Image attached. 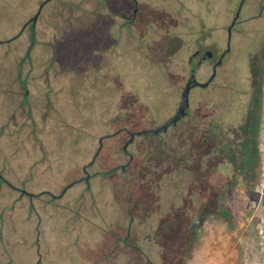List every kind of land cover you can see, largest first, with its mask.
<instances>
[{"label":"rangeland","instance_id":"1","mask_svg":"<svg viewBox=\"0 0 264 264\" xmlns=\"http://www.w3.org/2000/svg\"><path fill=\"white\" fill-rule=\"evenodd\" d=\"M41 1L0 0L4 133L25 120L27 106L33 105L18 108L23 89L44 95L36 97L30 114L38 124L32 141L45 149L46 171L41 179L34 170L27 190L58 194L83 175L81 166L90 161L97 139L118 132L101 141L86 170L88 186L75 183L44 208L43 263L148 264L139 248L153 264H264V16L258 24L232 32L231 49L214 80L206 89L190 92L187 116L156 138L136 137L127 147L132 160L121 171L118 166L127 161L121 152L125 131L153 128L173 114L189 74L187 59L196 50L190 41L205 39L213 47L200 51L210 49L216 58L231 17L204 16L197 9L161 22L153 14L164 18L170 8L164 0H145L142 30L116 33L113 43L106 27L110 18L121 24L113 16L125 8L120 0L113 7L109 0H50L37 17L34 44L26 55L27 30L5 41L19 32ZM186 8L198 6L189 3ZM160 37L178 39L182 46L169 47V40L165 44ZM42 74L48 79L41 81ZM209 74L210 64H201L195 79L203 82ZM252 112L258 123L251 132L245 126ZM215 125L235 146L220 157L206 156L212 146L224 144L212 143L207 135ZM251 133L255 148L244 151L241 144ZM15 140L5 153L16 148L10 164L22 167L31 143ZM21 167L4 177L19 181L24 177ZM246 173L253 179L245 188L241 177ZM0 197L2 206L7 198ZM222 209L230 213L228 221L218 213ZM129 218L126 246L121 240ZM13 219V256L19 264H30L34 258L28 262L26 255H33V248L20 238L30 239L31 224L23 223L20 214Z\"/></svg>","mask_w":264,"mask_h":264},{"label":"flooded vegetation","instance_id":"2","mask_svg":"<svg viewBox=\"0 0 264 264\" xmlns=\"http://www.w3.org/2000/svg\"><path fill=\"white\" fill-rule=\"evenodd\" d=\"M114 1H116V0H109V2H111L110 7H113ZM148 1H151V0H148ZM156 1H159V0H154L153 2H156ZM120 2H122V5H124L125 8H121V12H122L121 15H119L117 13H113V16L114 17L117 16V17L121 18L120 19L122 21L121 24L115 25L114 20L110 18L109 26L106 27V29L109 30V40H111L113 43H117V41L114 39V38H116V37H114V35H116V33L125 32V33L129 34L130 32L137 31L140 27L141 28L144 27V23H145V19H146L145 18L146 16L142 13V10L145 7L144 5L148 3L145 0H120ZM153 2L151 1L150 4ZM189 3H191V4L195 3L198 6V8H196V9L186 8V7H188ZM164 4L170 8V14L169 15H167L166 17L163 18L161 16L153 14V16L159 17L158 19L161 22H163L166 19L169 20V18H171V17H175L178 15H184L186 12L195 11L197 9H198V11L200 10L201 14L204 16H211V17L230 16L231 17L230 21L228 22V25L226 27H224L225 41H224V48L222 49V51L225 50V48H226L227 29L230 27V36H229V40H228L229 50H228V52H226L224 54L223 58L221 59V63H222V60L224 59V57L229 53V51L231 49V46H232L231 34H232V32L234 30H236L237 28L241 29L242 27H244L247 24H251V23L258 24V22L260 20H262L263 16H264V0H164ZM36 10H37V8H36ZM35 12H34V14H35ZM36 20H37V18L35 19V21L33 23H27L26 25H24L26 22L25 21L21 26V28L24 26L22 29V32L25 30H27V32H28L27 36H28L29 44H28V47L26 50V55H29V52H30V50L34 44L33 36H34V28H35ZM219 28H220V30H223L222 25ZM154 33H155V31H154ZM198 38L199 37H196L195 40L190 41L191 47L195 48L196 50L194 52H192V54L187 59L189 74H188L187 79L184 81V83L180 89V92H181L185 82L188 80L190 74H193V78L195 79L196 68H198L201 64L209 63L210 64V74H211L213 65L217 61L219 55L222 53V51H221L215 58L213 51L210 49H206V50L211 52V56L209 58L205 57L204 59H201V55L205 50H203V51H200V50L203 48L209 47V46H211V47H213V46H212V44L209 45L205 41V39L200 40ZM160 39H163L165 44L167 43V40H169L168 41V43L170 45L169 47L178 48V47L182 46L181 45L182 43L180 40L172 38V37L169 39H166L165 37H162V38L160 37L159 40ZM193 54H195V55L193 56ZM221 63L215 67V75H214L213 79L207 84L206 87L199 88L197 86H192L189 88L188 106H187V109L185 110V115L183 117H181L175 123L174 126H169L164 133H166L167 130H169V129L175 128L187 116V110L189 107V94H190V92L195 88H198L200 90L206 89L211 84V82L214 80V78L216 76V70L218 67H220ZM210 74H209V76H210ZM41 76H42L41 81H45V79L46 80L48 79V74H45V76L42 74ZM208 77L206 78V80L208 79ZM34 80H35L34 78H31V81H34ZM206 80H204L203 82H205ZM195 81H197V80L195 79ZM38 92L39 91H37L36 89H31L30 91H28V89H26V88L23 89V93L21 95V102H20V105L18 106V108H20L22 110L24 107V103L26 104V106L28 105V103L33 104L32 106H30V105L27 106V113L28 114L24 115L25 120H22L20 122V124H18V126L14 127V129L12 131H8L6 133H4L6 128H8L6 123L3 124L2 126H0V139H2L3 143H4V144H2V142L0 143L3 147V148L2 147L0 148V195L7 198V201H6L7 203L0 206V264H19L17 258H15L13 256L12 249H13L14 244H13L12 238H10L11 233H13L14 232L13 230H15V227L13 225V223H14L13 215L14 214L17 216H18V214L22 215V221L24 220L23 223L31 224L30 239H28V237L27 238H22V237L20 238L21 240L29 241L32 248H33L34 254L32 255V253H31V256L26 255L28 262L30 259L34 258V260L30 264H44L43 258H42L43 254H42V251L40 250L42 246H44V248H45V245H47L46 239L43 236L44 235V233H43V217L45 215L44 208L50 202H53L54 200H57V199L59 200V198H61L64 195V193L66 192L65 191L61 196H59L61 191H58V194H54V193L50 194L47 191H45V189L37 190L36 192H32V191L27 190L28 184L30 183V177L34 174V170L37 171L36 174H37L38 178L41 177V179L43 178V176H45V171H46L44 168V156H43V151L45 149H44L43 145H41L39 142H37V144L36 143L34 144V141H32V140H34V138H36L35 132L37 130L38 124H37V122L34 121V118L30 113H31V110L34 108V105L36 102V97H41L40 95H42V97L44 96L41 92H39V93ZM180 92H179V99H180ZM47 101H48V98H46V102ZM178 104H179V100H178ZM177 107H178V105L176 106L174 112L176 111ZM48 110H49V107L47 105L45 112H48ZM45 112H43L42 117L40 119V127L42 130H44V125H45V116H46ZM174 112H173V114H174ZM172 115L170 117H168L164 122H166L168 119H170L172 117ZM163 123H161V124H163ZM161 124H159V125H161ZM159 125H157V126H159ZM135 131H137V130H135ZM125 132L127 135V132H130V131H125ZM114 133H115L114 135H116L118 132H114ZM164 133H158L155 136H152L149 134L135 136V137H133L132 141L125 147V150L123 151L122 146L124 145V142L128 139V136H127V138L123 141V144L121 146V152L124 156L127 157V161H126V163L118 166L119 170L124 171L125 168L128 166V164L131 162L132 157H131V155H129L127 153V147L133 143V141L136 137L151 136L152 138H156L159 135L164 134ZM114 135H111L110 137H112ZM105 136H107V135H105ZM110 137H104L103 138V136H102L101 141L104 139H109ZM22 138H25L26 141H28V143H31V145L28 144L27 145L28 148L25 149V155H24L25 156V165L21 167L19 164H16V166H14L15 164H13L11 166L10 163L15 157L16 148L14 147L15 148L14 151L12 150L13 149L12 148L9 151L10 153L8 155L5 152L9 148L8 145H13V146H14V144L16 145L17 142H15L16 141L15 139H18L20 141ZM97 141H98V139H97ZM203 141H206V140H203ZM10 142L12 144H10ZM97 147H98V143H97ZM100 149H101V146H100ZM35 153H36V155H39V156L34 159ZM3 154L5 156H3ZM85 165L81 166V169H80L83 175L80 178L73 180L72 182L78 183L76 181L80 180L79 183L83 182L86 186H88V180L91 177V175H89L86 172V170L91 165L88 167H85V169L83 170V167ZM121 166H123L122 169H121ZM17 167L22 168V172L24 173V177L23 178L21 177V179L19 181L13 180V183H12L11 182L12 180L11 181L7 180L4 177L3 173L5 172L6 174L9 175V174H11L10 173L11 171H18ZM114 169H116V168H114ZM84 176L87 177L86 180L82 179ZM39 197H43L44 200L40 201L39 204H37V206H35L33 203V200L35 198H39ZM19 212H21V213H19ZM130 223H131V218L128 219L126 232L124 234V238L121 240V242L126 246H128L127 239L129 236L128 229H129ZM7 229H10V231H12V232L6 233L5 231ZM156 235L157 234H155V237H153V239H154L153 243L155 246L159 245V243H158L159 240H158ZM159 237H160V235H159ZM136 250H138L139 255L143 256L145 261H147L148 264H153L151 262V260L149 259L148 255H146L144 252H142L139 248H136ZM157 250H159V249H157Z\"/></svg>","mask_w":264,"mask_h":264},{"label":"water","instance_id":"3","mask_svg":"<svg viewBox=\"0 0 264 264\" xmlns=\"http://www.w3.org/2000/svg\"><path fill=\"white\" fill-rule=\"evenodd\" d=\"M48 1L50 0H43L37 7V10L35 12V14L30 17L24 25H26L27 23H33L35 21V19L37 18L42 6L47 3ZM24 27V26H23ZM22 28H20L19 32L11 37L10 39L6 40L5 42H8L14 38H16L21 32H22ZM229 36H230V27L227 29V43H226V48L225 50L222 51V53L219 55L217 61L215 62V64L213 65L212 67V71H211V74L210 76L208 77V79L205 81V82H197L195 81V79L193 78V74H190L189 75V78L188 80L185 82L181 92H180V99H179V104H178V107L176 109V111L174 112V114L172 115V117L170 119H168L166 122H164L163 124L159 125V126H156L154 128H150V129H141V130H137V131H130V132H127V136H128V139L124 142V145L122 146V150L124 151L125 150V147L132 141L133 137L135 136H140V135H152V136H155L157 135L158 133H164L166 131V129L169 127V126H174L175 123L185 115V110L187 109V106H188V91H189V88L192 87V86H197L199 88H204L207 86V84L213 79L214 75H215V67L218 66L220 63H221V59L223 58L224 54L226 52H228L229 50V43H228V40H229ZM195 54H193L194 56ZM211 56V52L208 51V50H205L202 55H201V59H204L205 57L206 58H209ZM115 133L111 134V135H114ZM111 135H107V136H103L104 137H110ZM101 139L102 137L98 138V147L97 149L95 150L94 154L92 155L91 157V160L83 167V170L85 169V167H88L90 166L94 159L96 158L99 150H100V146H101ZM123 168V166H121V169ZM86 176H84L82 179L83 180H86ZM80 180H77L76 182H79ZM75 182H72L70 184H68L67 186H65L59 196H61L67 188H69L70 186H72Z\"/></svg>","mask_w":264,"mask_h":264},{"label":"trees","instance_id":"4","mask_svg":"<svg viewBox=\"0 0 264 264\" xmlns=\"http://www.w3.org/2000/svg\"><path fill=\"white\" fill-rule=\"evenodd\" d=\"M250 116V121H246V126H245V130L248 131H254V127L255 125H257L258 121L257 118L254 115V112H252ZM248 119V117H247ZM240 130V129H239ZM228 133L226 132H222L218 126H213V128H209L208 134L210 136V138L212 139L211 142L213 143V141L217 140L218 142H224V144L222 146H218V145H214L212 146V148L208 149V151L206 152V156L207 155H217L218 157L220 156H224V154L226 155V153L229 152V150L231 149V147H235L233 145V143L229 140V136L227 135ZM241 147H243V150H252L255 148V144H254V133L250 134V137L248 138V140L244 143L241 144ZM182 161V160H181ZM247 174V173H246ZM244 174L241 179V183L243 185V187L246 188L248 180H252L253 176H251L250 174ZM221 214V216L223 217V219L225 221H228L230 219V213L227 210H219V212Z\"/></svg>","mask_w":264,"mask_h":264}]
</instances>
